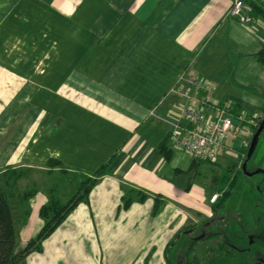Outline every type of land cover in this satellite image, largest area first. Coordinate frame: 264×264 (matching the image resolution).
Returning a JSON list of instances; mask_svg holds the SVG:
<instances>
[{"label":"crops","instance_id":"0c3cea01","mask_svg":"<svg viewBox=\"0 0 264 264\" xmlns=\"http://www.w3.org/2000/svg\"><path fill=\"white\" fill-rule=\"evenodd\" d=\"M230 5L0 0V172L24 169L28 184L41 185L18 248L43 225L50 161L71 178L105 167L25 264H169L176 235L211 215L208 188L183 170L194 160L168 134L184 103L175 89L190 79L210 83L208 100H229L246 117L264 108V18L240 23Z\"/></svg>","mask_w":264,"mask_h":264},{"label":"flooded vegetation","instance_id":"af4514ba","mask_svg":"<svg viewBox=\"0 0 264 264\" xmlns=\"http://www.w3.org/2000/svg\"><path fill=\"white\" fill-rule=\"evenodd\" d=\"M231 171L237 177L218 188L211 215L186 229L185 264H264V169L250 158ZM228 205L232 215L226 214Z\"/></svg>","mask_w":264,"mask_h":264},{"label":"built area","instance_id":"2783aa9c","mask_svg":"<svg viewBox=\"0 0 264 264\" xmlns=\"http://www.w3.org/2000/svg\"><path fill=\"white\" fill-rule=\"evenodd\" d=\"M253 5L264 10V0H231L227 14L240 23L250 24ZM187 83L189 87L175 89L184 103L168 134L170 147L198 162L214 163L220 157L232 156V163L241 166L258 116L246 117L229 100L211 102L206 95L215 88L202 79H190ZM218 197V193L212 194L209 203L214 204Z\"/></svg>","mask_w":264,"mask_h":264},{"label":"trees","instance_id":"16d2710c","mask_svg":"<svg viewBox=\"0 0 264 264\" xmlns=\"http://www.w3.org/2000/svg\"><path fill=\"white\" fill-rule=\"evenodd\" d=\"M253 16H261L264 18V10L257 5H253ZM260 61L264 63V49L259 53ZM257 117V125L262 119V112ZM257 126L254 127V132ZM162 154L169 153L166 142L159 145ZM247 153V152H246ZM194 163L198 161H193ZM50 167L60 166L59 162L50 161ZM235 166L229 163L227 167L218 176L217 183L222 189L227 183L237 177L231 171ZM24 169H6L0 172V264H25L26 257L32 252L41 250L42 242L56 229V227L65 219L67 214L71 212L81 201H87L88 195L96 184L97 179L105 174V167L99 168L92 177L84 178L78 187L76 193L72 195L66 202L61 203L55 199L51 192L48 191V200L39 210V217L43 225L35 237L31 238L25 246L18 248L19 230L27 221L30 212V200L39 188V184L35 182L30 184L26 189L18 187L19 181L25 177ZM233 179V180H231ZM221 184V185H220ZM124 206L129 204V200L124 196Z\"/></svg>","mask_w":264,"mask_h":264},{"label":"rangeland","instance_id":"374dc122","mask_svg":"<svg viewBox=\"0 0 264 264\" xmlns=\"http://www.w3.org/2000/svg\"><path fill=\"white\" fill-rule=\"evenodd\" d=\"M252 116V115H251ZM258 126V125H257ZM246 156V153H245ZM232 156H223L217 159L214 163L209 162H196L195 164H192L190 162V166L183 167L186 179H191L193 182L200 184L204 187H207L209 190V196H211L214 193H218V188L220 187L217 183L218 176L221 174V172L225 169L226 165L229 163H232ZM245 158V157H244ZM244 160V159H243ZM251 165L258 166L260 168L264 169V131L261 133L257 146L255 148L254 154L251 157ZM56 167H50L49 173L46 174L49 177L50 183L48 186L46 184L42 183L43 187H48L46 190L49 191V189H52L51 192L54 193H62L59 196H63L64 199L58 200L61 203L66 202L68 199L72 197L77 191L76 185L81 184L82 180L84 178L82 177H66L65 175H55L54 171ZM28 174L25 173V177L22 178L19 183L18 187L22 189H26L30 186L29 181L27 182ZM32 177L36 179H40V174H34ZM242 182L244 181V178H241ZM79 182V183H78ZM241 182V183H242ZM41 185L39 184V187ZM217 189V190H216ZM64 192V193H63ZM219 194V193H218ZM234 194H236V190L234 191ZM235 197L233 196V199ZM232 206H227V212L226 214L232 215ZM201 222V221H200ZM195 228V227H194ZM189 241L187 239L186 233H178L176 237L172 240L170 243L166 255L168 257L166 258L169 264H185L186 256H187V248H188Z\"/></svg>","mask_w":264,"mask_h":264},{"label":"water","instance_id":"95a60500","mask_svg":"<svg viewBox=\"0 0 264 264\" xmlns=\"http://www.w3.org/2000/svg\"><path fill=\"white\" fill-rule=\"evenodd\" d=\"M263 131H264V117H263L262 121L259 123V125L257 126L255 133L251 139L249 149H248L246 157L243 161L244 165L250 160V158H251V156L255 150V147L258 143L259 137Z\"/></svg>","mask_w":264,"mask_h":264},{"label":"bare ground","instance_id":"6f19581e","mask_svg":"<svg viewBox=\"0 0 264 264\" xmlns=\"http://www.w3.org/2000/svg\"><path fill=\"white\" fill-rule=\"evenodd\" d=\"M254 133H255V132H254ZM253 135H254V134H253ZM252 137H253V136H252ZM251 139H252V138H251ZM250 142H251V141H250ZM249 146H250V144H249ZM248 149H249V147L247 148L246 152L248 151ZM246 152H245V153H246ZM246 154H247V153H246ZM245 157H246V156H245ZM244 159H245V158H244ZM243 161H244V160H243Z\"/></svg>","mask_w":264,"mask_h":264}]
</instances>
